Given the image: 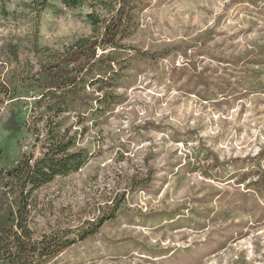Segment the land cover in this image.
Wrapping results in <instances>:
<instances>
[{
	"label": "rangeland",
	"instance_id": "obj_1",
	"mask_svg": "<svg viewBox=\"0 0 264 264\" xmlns=\"http://www.w3.org/2000/svg\"><path fill=\"white\" fill-rule=\"evenodd\" d=\"M34 1L0 0L11 87L0 99V168L41 154V90L27 78L39 68L34 44L60 52L95 34L88 5L49 0L58 10L38 14ZM122 42L127 60L103 115L53 117L91 156L35 191L30 226L36 237H74L119 208L36 264H264V0H136ZM15 116L25 122L17 133Z\"/></svg>",
	"mask_w": 264,
	"mask_h": 264
},
{
	"label": "trees",
	"instance_id": "obj_2",
	"mask_svg": "<svg viewBox=\"0 0 264 264\" xmlns=\"http://www.w3.org/2000/svg\"><path fill=\"white\" fill-rule=\"evenodd\" d=\"M136 0H61L66 8L88 5L93 9L87 18L94 35L80 37L64 51L45 52L34 44L39 68L28 80L41 90L35 105L44 121V139L39 130L36 139L41 154L27 153L7 167L0 168V264H36L53 258L79 241L94 235L112 219L118 208L100 217L74 237L64 232L34 235L30 226V207L36 190L60 175L80 170L90 159L85 148L77 146L69 129L53 117L89 109L94 116L103 115L104 108L114 102L113 90L120 80L119 70L127 60L120 52L128 47L122 42L129 33ZM46 8L58 10L49 0H36L33 9L41 14ZM101 13H97L96 11ZM49 51V50H48ZM137 57L155 59V53L136 51ZM255 74V71L248 70ZM93 88L100 95L86 92ZM106 90V91H104ZM110 90V92L108 91ZM11 93L10 85L1 77L0 99ZM10 123L17 133L25 124L19 116ZM264 188V178L260 180Z\"/></svg>",
	"mask_w": 264,
	"mask_h": 264
}]
</instances>
